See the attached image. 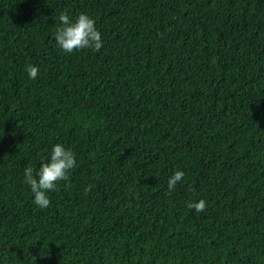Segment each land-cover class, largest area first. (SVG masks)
<instances>
[{"label":"trees","instance_id":"16d2710c","mask_svg":"<svg viewBox=\"0 0 264 264\" xmlns=\"http://www.w3.org/2000/svg\"><path fill=\"white\" fill-rule=\"evenodd\" d=\"M61 13L100 51L64 53ZM0 264H264V0H0Z\"/></svg>","mask_w":264,"mask_h":264},{"label":"clouds","instance_id":"9594fccd","mask_svg":"<svg viewBox=\"0 0 264 264\" xmlns=\"http://www.w3.org/2000/svg\"><path fill=\"white\" fill-rule=\"evenodd\" d=\"M61 27L55 33V42L66 54L74 51L93 49L100 51L103 47L101 31L96 27V21L87 13H80L75 18L61 13L59 16ZM30 79H36L38 68L30 65L26 68ZM75 153L61 143L52 145L48 157L35 170L28 167L24 172V179L33 196V203L40 209L50 206L49 192L57 189L58 183L68 181L70 172L76 167ZM184 172L177 170L167 182L168 190L172 191L182 181ZM87 190V189H86ZM196 212L204 211V200L189 204Z\"/></svg>","mask_w":264,"mask_h":264}]
</instances>
